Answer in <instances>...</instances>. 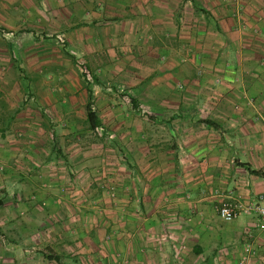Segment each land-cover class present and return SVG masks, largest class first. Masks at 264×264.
Instances as JSON below:
<instances>
[{
  "label": "crops",
  "instance_id": "obj_1",
  "mask_svg": "<svg viewBox=\"0 0 264 264\" xmlns=\"http://www.w3.org/2000/svg\"><path fill=\"white\" fill-rule=\"evenodd\" d=\"M0 25L16 35L0 57V170L3 178L49 181L37 203L0 199V264H264V229L254 217L226 222L216 214L222 200L246 203L264 192V177L249 171H264V0H0ZM38 33H60L69 54L96 60L100 76L140 82L142 111L188 124L172 132L175 141L155 147L129 141L131 184L111 193L109 219L97 196L92 223L84 220L88 208L73 197L77 190L58 184L72 172L69 155L47 156V143L59 141L40 139L58 129L49 115L67 111L63 99L35 91L37 115L26 123L34 141L24 148L2 135L20 124L13 84L22 76L49 81L38 70L52 63L36 51ZM198 111L204 122L189 124ZM133 163L142 185L134 183ZM70 205L76 221L53 219ZM121 207L123 215L112 210Z\"/></svg>",
  "mask_w": 264,
  "mask_h": 264
},
{
  "label": "rangeland",
  "instance_id": "obj_2",
  "mask_svg": "<svg viewBox=\"0 0 264 264\" xmlns=\"http://www.w3.org/2000/svg\"><path fill=\"white\" fill-rule=\"evenodd\" d=\"M15 36V33H9L5 26L0 25V45H2L0 46V57L8 55L5 45ZM51 36L54 38L53 43L47 40ZM32 40L36 42L38 55H49L52 59V63L38 66V70L42 74H47L49 81L43 83L42 86L40 83L30 82L26 76H22L19 82L13 84V90L20 97L19 108L22 112L19 115L20 124H18V127L5 129V131L2 129V135L10 134L11 139L19 141L17 143L22 145L21 149L24 148L26 143L23 141H34V129L26 126V123L29 124L28 120L35 118V115H37L34 112L35 91L41 92L42 89H46L54 98L63 99L66 104L68 103L67 106L70 110L67 109L66 111L62 107H60V110L52 109L49 115L53 119L51 124L58 123V129L54 128L53 132L50 131L51 127L44 130L40 139L41 141H59V143H47V156L51 155L56 158V156L69 155V162L66 165L67 169L69 167L72 172L60 176L58 178L60 183L58 184H60L62 191L64 189L65 191L66 189L77 190L76 195L78 197H73L76 198L75 200L79 199L88 208L82 211V207H80L84 220L92 223L95 217L93 216L94 208L92 205L94 204V198L96 199L97 196L105 201V204L102 203V209H106V211L101 213V216L109 219L108 209L112 205L111 198L114 197L111 193L116 189L117 191L120 189L123 191L124 187L131 184L130 177L125 172L130 171L132 166L128 158L127 145H129V141H150L154 144H150L149 147H155L156 144L153 141H175L178 136H174L172 132H178L180 131L179 126L188 124L172 121V114L170 113L160 114L154 112L149 114L142 111L141 98L137 95V92L141 93L143 91L140 82H125L119 77L117 79L114 76L108 77L107 72L100 76L96 72L97 67L94 64L96 60H87L86 63L83 59L69 54L66 50L64 37L60 33H53L48 36L38 33L36 39ZM3 49L4 51H2ZM17 68L20 73L24 74L21 66H17ZM35 84L37 86H34ZM5 90L7 92L8 89L5 88ZM144 91L146 90L144 89ZM134 94L137 96L134 97ZM88 95L91 96L93 109L100 121V126L94 130L88 129L84 122L83 104ZM131 99H133L135 105H132L133 101ZM202 105L203 103L198 107L202 108ZM46 113L39 112L38 117L45 119ZM192 117L196 120L190 121L189 124H196L197 126L199 123L204 122L202 119L203 112L201 111L194 113ZM176 126L177 128L174 130ZM201 132L203 135L204 132ZM51 133L52 135H50ZM44 153L42 152V154ZM2 164L4 165V163ZM133 165L137 168L136 164L133 163ZM133 173H135V170ZM3 174V169H1L0 199L3 198L4 202L10 205L18 202L29 203V201L37 203L39 188L43 189L46 185L48 186L49 182L45 176L40 174V177L33 179L31 177L20 178L18 174H14V176L9 174L3 178ZM139 174L140 171L137 168L136 176L134 175L136 185L144 183ZM34 183L35 185H33ZM14 185L20 186V191L17 190L18 193L16 194L12 192L13 187H16ZM69 195H75V193L70 192ZM66 199L68 200V198ZM120 205L123 207V202H120ZM71 207L72 209L67 207L63 211L64 213L60 211L62 214L57 210L54 211L53 219L73 216L72 219L75 220L72 221H76V209L73 206ZM122 207L112 210L115 213L116 211L120 212L119 215H123L126 210H123ZM101 212L103 211L101 210ZM111 216L114 217L112 213ZM72 221L68 223H72ZM68 228L70 230V227ZM73 228L75 230V227ZM86 229H88L87 225ZM72 235H74V232Z\"/></svg>",
  "mask_w": 264,
  "mask_h": 264
},
{
  "label": "built area",
  "instance_id": "obj_3",
  "mask_svg": "<svg viewBox=\"0 0 264 264\" xmlns=\"http://www.w3.org/2000/svg\"><path fill=\"white\" fill-rule=\"evenodd\" d=\"M216 214L223 221L229 222L237 218L239 215H248L256 220V227L264 229V192L255 195L249 202H242L234 198L220 201L216 206ZM248 247H244L243 251L247 252ZM245 257H241L243 262Z\"/></svg>",
  "mask_w": 264,
  "mask_h": 264
},
{
  "label": "trees",
  "instance_id": "obj_4",
  "mask_svg": "<svg viewBox=\"0 0 264 264\" xmlns=\"http://www.w3.org/2000/svg\"><path fill=\"white\" fill-rule=\"evenodd\" d=\"M131 101H133V99H131ZM132 105H135L134 101ZM84 122L86 123L87 128L90 130H94L95 128L100 126V121L98 117L96 116L94 110L92 109L90 95L87 96L86 101L84 103ZM249 171L251 173L264 177V171H254V170H249Z\"/></svg>",
  "mask_w": 264,
  "mask_h": 264
}]
</instances>
